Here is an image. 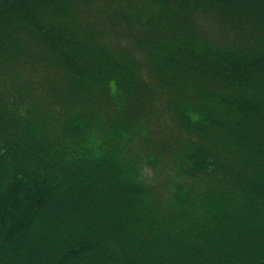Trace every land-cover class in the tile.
Here are the masks:
<instances>
[{"label":"trees","instance_id":"1","mask_svg":"<svg viewBox=\"0 0 264 264\" xmlns=\"http://www.w3.org/2000/svg\"><path fill=\"white\" fill-rule=\"evenodd\" d=\"M0 264H264V0H0Z\"/></svg>","mask_w":264,"mask_h":264},{"label":"rangeland","instance_id":"2","mask_svg":"<svg viewBox=\"0 0 264 264\" xmlns=\"http://www.w3.org/2000/svg\"><path fill=\"white\" fill-rule=\"evenodd\" d=\"M100 19H101V17H100ZM101 21L104 22L102 19H101ZM105 22L107 23V20ZM124 24L125 23L123 22V19L118 18L116 23H114V24L111 23V25L109 26V31H108V34L111 37V39L113 40V42L115 44H119L122 46H126L127 43L130 41V38L125 33L127 30V25L122 27ZM200 27L203 30V32L207 33V36L212 37V38L216 37L217 30H216L215 26H211L207 22L201 21ZM32 49H31L32 53L39 60L36 59V61H34V63H33L34 66L31 69L22 68L23 69L22 75L29 77L31 72H33L34 80L39 81L41 83V85H43L53 78L52 70L50 68H48L45 63L44 64L42 63L41 56L39 57L37 50H35V49L32 50ZM158 116L159 115H155L156 123H154L153 121L151 123L152 131L154 133H157L156 130L160 131V129H158V127L164 126V121H163L162 117L161 116L158 117ZM151 120H152V118H151ZM162 129H164V128H162ZM146 173H147V175H149L150 171H146Z\"/></svg>","mask_w":264,"mask_h":264}]
</instances>
